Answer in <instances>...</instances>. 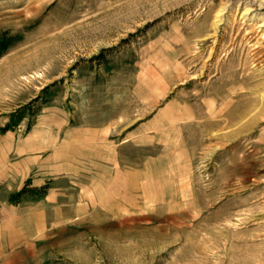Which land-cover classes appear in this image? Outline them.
I'll return each instance as SVG.
<instances>
[{
    "label": "rangeland",
    "instance_id": "obj_1",
    "mask_svg": "<svg viewBox=\"0 0 264 264\" xmlns=\"http://www.w3.org/2000/svg\"><path fill=\"white\" fill-rule=\"evenodd\" d=\"M0 264H264V0H0Z\"/></svg>",
    "mask_w": 264,
    "mask_h": 264
}]
</instances>
